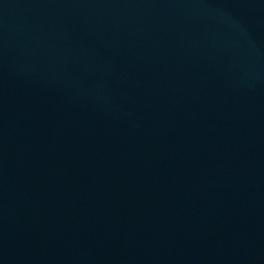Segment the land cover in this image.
<instances>
[{
  "label": "water",
  "instance_id": "95a60500",
  "mask_svg": "<svg viewBox=\"0 0 264 264\" xmlns=\"http://www.w3.org/2000/svg\"><path fill=\"white\" fill-rule=\"evenodd\" d=\"M0 264H264V0H0Z\"/></svg>",
  "mask_w": 264,
  "mask_h": 264
}]
</instances>
